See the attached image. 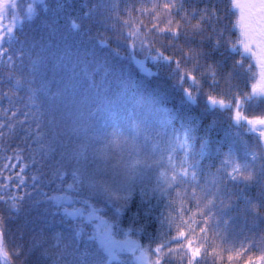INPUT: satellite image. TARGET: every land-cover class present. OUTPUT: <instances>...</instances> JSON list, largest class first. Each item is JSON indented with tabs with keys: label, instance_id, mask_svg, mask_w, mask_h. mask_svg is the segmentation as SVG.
<instances>
[{
	"label": "snow or ice",
	"instance_id": "1",
	"mask_svg": "<svg viewBox=\"0 0 264 264\" xmlns=\"http://www.w3.org/2000/svg\"><path fill=\"white\" fill-rule=\"evenodd\" d=\"M0 264H264V0H0Z\"/></svg>",
	"mask_w": 264,
	"mask_h": 264
}]
</instances>
